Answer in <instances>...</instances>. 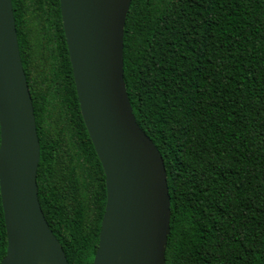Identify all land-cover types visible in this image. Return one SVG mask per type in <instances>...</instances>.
<instances>
[{"label": "trees", "instance_id": "16d2710c", "mask_svg": "<svg viewBox=\"0 0 264 264\" xmlns=\"http://www.w3.org/2000/svg\"><path fill=\"white\" fill-rule=\"evenodd\" d=\"M12 4L40 141L39 201L69 264H93L106 177L60 0ZM124 80L166 167V264H264V0H132ZM7 250L0 191V264Z\"/></svg>", "mask_w": 264, "mask_h": 264}, {"label": "water", "instance_id": "95a60500", "mask_svg": "<svg viewBox=\"0 0 264 264\" xmlns=\"http://www.w3.org/2000/svg\"><path fill=\"white\" fill-rule=\"evenodd\" d=\"M81 113L104 169L107 204L93 264H166L171 199L164 159L137 123L124 80L132 0H60ZM2 264H69L43 213L40 141L12 0H0Z\"/></svg>", "mask_w": 264, "mask_h": 264}]
</instances>
